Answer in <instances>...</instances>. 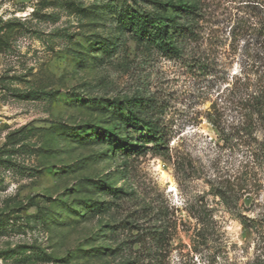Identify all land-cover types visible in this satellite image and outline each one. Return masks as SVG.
<instances>
[{
  "label": "rangeland",
  "instance_id": "rangeland-1",
  "mask_svg": "<svg viewBox=\"0 0 264 264\" xmlns=\"http://www.w3.org/2000/svg\"><path fill=\"white\" fill-rule=\"evenodd\" d=\"M151 1L0 0V264H264V0H187L176 52Z\"/></svg>",
  "mask_w": 264,
  "mask_h": 264
},
{
  "label": "trees",
  "instance_id": "trees-1",
  "mask_svg": "<svg viewBox=\"0 0 264 264\" xmlns=\"http://www.w3.org/2000/svg\"><path fill=\"white\" fill-rule=\"evenodd\" d=\"M154 3L155 12L131 10L121 14V21L127 29L132 31L140 40H146L156 44L159 48L169 49L176 52L174 43L179 40L184 33L190 32V23L184 24L179 20H189L196 15L195 4L187 0H165L163 2L151 1ZM130 9V8H124ZM161 13H171L163 17ZM262 30L264 32V19L262 21ZM146 100L141 98L133 109H130V115L133 118V124L138 128L146 129L149 136V142H161L163 140L162 130L154 120L146 117ZM244 130L252 135L255 126L258 125L263 131V138L256 142L252 149V155L260 160L264 166V81L258 89L245 93L241 105ZM225 195L222 191L221 196Z\"/></svg>",
  "mask_w": 264,
  "mask_h": 264
}]
</instances>
